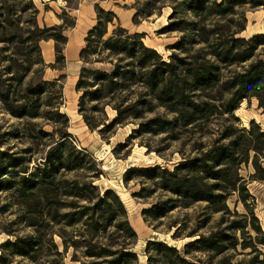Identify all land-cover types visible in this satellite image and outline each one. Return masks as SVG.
Returning a JSON list of instances; mask_svg holds the SVG:
<instances>
[{
	"label": "trees",
	"instance_id": "1",
	"mask_svg": "<svg viewBox=\"0 0 264 264\" xmlns=\"http://www.w3.org/2000/svg\"><path fill=\"white\" fill-rule=\"evenodd\" d=\"M30 1V9L37 13L33 0ZM167 1L147 0L143 9L136 10L134 21L149 19L160 10L158 5ZM179 2L195 20L188 22L180 19L166 27L169 32L189 34V39L182 36L179 42L172 45V49L188 51L187 47H194L195 44L205 47L194 51L192 56L173 53L169 61H165L156 49L145 46L144 34H132L119 26L110 35L109 25L118 18L112 10H105L96 4L97 24L88 32L80 60L84 64L110 63L113 69L90 70L83 67L79 73L75 88L81 94L79 114L90 131L98 130L105 137V134L112 133L126 121L135 120L140 123L132 133L133 137L139 133L157 135L172 131V138L177 140L179 130L189 132V129L207 126L214 116L233 115L246 100L256 98L264 112V60L260 57L264 56V34L246 39L239 37L246 30V25L234 31L229 28L227 31L223 26L224 21L236 15V6L248 4V0ZM263 5L262 0L256 4L257 7ZM0 8V31H5L9 17L5 16L2 5ZM176 14L177 9L173 7L172 16ZM73 26L64 23L41 29L37 23L34 24L29 30L30 37L23 44L33 42L31 49L37 51L40 58L32 63L31 57L27 63L64 71V48L68 43L65 31ZM50 40L55 42L56 58L54 63L47 66L39 43ZM259 50L262 53L257 58ZM93 56L95 58L92 60ZM3 62L4 58L1 59ZM246 63L249 64L241 66L239 72L231 71L224 80L217 91L219 99L206 95L218 89L224 67ZM59 64L63 65L59 67ZM65 79L64 74L50 81L41 79L26 85L21 79L18 87L13 88L6 86L0 78V99L9 113L19 120L42 119L53 126L50 133L43 128L38 131L49 142L44 151L45 162L34 172H30L25 157L0 151V191L17 189L23 198L44 197V193L45 199L52 205L47 212L50 224L69 228L82 226L74 238L59 234L65 250L72 247L87 257L89 261L82 264H139V256L134 250L139 236L128 219L121 197L114 190L102 194L92 180L65 177V173L82 171L87 165L93 169L95 178L102 174L93 155L86 149H80L69 132L70 118L62 112ZM134 88L140 91L135 93ZM225 99V103L221 102ZM88 102L94 104L91 112L102 115L101 120L88 115ZM153 102L173 114V119H145V115L154 110ZM109 107L116 113L110 120L107 119ZM33 133V129L28 130L30 138H35ZM252 155L254 167L263 171L264 130L254 121L248 130H238L233 125L226 127L207 150L197 157L185 158L172 170L156 165L132 168L126 172V180L132 173H144L149 179L156 180L162 190L177 197L174 208L180 206V201L186 205L203 201L216 206L215 212L229 215L232 212L228 208V198L238 194L239 202L244 204L246 210L243 215L234 211L232 217L236 218L224 230L199 238L191 235L195 239L186 243L183 252L165 242L149 241L146 246L148 264H215L213 261L222 256L216 264H264V231L255 216V199L249 194L238 172L242 165L250 163ZM52 189L54 192H51ZM69 198L76 200L69 203L64 201ZM148 212L151 211H144V214ZM39 232L37 229V236L17 238L12 243L3 244L2 248H9L26 258H36L31 253L40 250L38 247L43 235L39 236ZM53 232L44 236L50 238L47 239L54 248V257L61 256L54 243ZM239 248L241 253L238 252ZM230 251L246 257L244 262L235 263L231 257L228 258L226 255ZM197 253H208L210 260L205 262L191 256ZM0 262L5 264L7 261L0 255Z\"/></svg>",
	"mask_w": 264,
	"mask_h": 264
},
{
	"label": "rangeland",
	"instance_id": "2",
	"mask_svg": "<svg viewBox=\"0 0 264 264\" xmlns=\"http://www.w3.org/2000/svg\"><path fill=\"white\" fill-rule=\"evenodd\" d=\"M83 1L90 4L97 2L103 9L113 10L117 14L120 20L118 19L114 24L109 25L108 33L110 35L119 26L127 28L128 32L135 34L136 27L145 36L143 41L145 46L156 49L165 61H169V57L173 53L192 56L194 51H198L205 46L195 44L194 47H187L188 51L172 49V45L179 42L182 36L188 38L189 34L182 31L169 32L166 27L171 23L178 22L180 19L188 22L195 20L180 6V0H169L163 5H158L161 11H154L155 14L149 19H140L137 22L134 21L132 14H135L137 9H143L147 0H33L37 13L30 9V0H0V5L5 8V16L9 17L8 29L0 31L1 80L6 86L10 85L17 88L21 79L25 81L26 85L31 82L36 83L41 79L50 81L55 77L66 75L62 112L67 113L70 118L69 132L80 149H86L93 155V159L98 164V169L102 174L95 178L94 172H92L93 169L90 168V165H87L82 171L65 173V177L66 179L92 180L102 194L114 190L121 197L124 207L127 209L128 219L139 236L134 248L139 256V264H148L146 246L149 241L165 242L183 252L186 243L195 239V237H190L191 235L199 238L201 235H210L217 230H224L229 226L230 221L236 218L232 217L234 211H238L239 215H243L246 210L244 204L239 202L238 194L231 195L228 198V208L232 212L229 215L224 214V212H215L216 206H210V204L203 201L190 205L180 201L178 203L180 206L174 208L177 197L162 190L156 180L149 179L144 173H132L126 180V172L132 168H151L156 165L172 170L178 164L184 162L185 158L197 157L207 150L213 140L218 138L230 125L238 130H248L251 122L254 121L264 130V112L259 108V101L256 98L250 101L246 100L240 104L233 115L214 116L207 126L198 127L195 130L189 129V132L184 129L179 130L177 140L172 138L174 136L172 131L157 135L139 133L133 137L132 133L138 129L140 123V121L135 120L126 121L124 125L117 127L113 131L114 133L105 134V137L98 130L95 132L90 131L83 117L79 114L81 94L76 92V84L72 83V74L75 73L72 68L82 66L81 69L86 67L90 70L111 71L113 66L110 63L84 64L78 59L74 66L71 65L69 69L60 73L46 68L45 65L34 66L27 63V60L31 57L32 63H35L40 58V54L31 49L33 42L23 44V41H27L30 37L29 30L36 23L41 29L63 25L64 23H67L68 26L74 25L69 27L68 31L75 29L77 24L75 16L78 14L76 12L83 5ZM221 1L219 0V2ZM259 1L248 0V4L236 6V15L223 22L224 29L229 31L227 29L229 28L234 31L241 25H246V30L239 34V37L246 39L252 38L257 32L264 31V5L257 7L256 4ZM262 1L264 2V0ZM173 7L177 9L178 13L174 16H172ZM39 45L43 51L44 62H47L49 60L48 48L50 49V47L46 46L44 41H41ZM260 53H262L261 50L257 52V58ZM260 57L264 60L263 55ZM2 58H4L3 63H1ZM94 58L95 56L92 60ZM47 63L45 64L50 66ZM248 64L224 67L218 89L206 95L219 99L217 91L221 89L224 80L230 76V72H239L242 70L241 66ZM62 65L59 64L58 66ZM25 73H27V76H25ZM133 90L135 93L140 91L137 88ZM225 101L226 99L221 102L225 103ZM153 104V112L146 114L145 119H153L154 117L173 119V114L168 110L160 107L156 102H153ZM93 105L88 102V115L93 119L101 120L102 115L90 111L94 107ZM115 116L116 113L109 107L107 109V119L110 120ZM0 125V151L25 157L30 172H34L44 164V151L49 139L41 137L38 131L43 128L50 133L53 126L48 125L42 119L30 121L15 118L5 109L1 99ZM29 129L34 130L33 135L35 138L28 136ZM252 158L253 155L250 163L242 165L238 172L243 177L249 194L255 199V216L259 219L261 228L264 231V157L261 158L263 171L254 167ZM16 190L0 191V255L6 259L5 264H82L89 261L81 251H76L72 247L65 250L63 239L59 236V234H64L68 238H74L82 229V226L69 228L50 224L47 212L49 208L52 209V205H49L44 193H42L44 197L23 198ZM51 192H54V190L52 189ZM141 193L142 195L139 196L138 194ZM74 200L76 199L69 198L64 201L69 203ZM144 211L151 212L144 214ZM37 229L40 231L39 236H43L38 247L40 248L39 252L37 250L31 253L36 258H26L15 254L9 248H2L3 244L12 243L17 238L26 239L37 236ZM52 231L55 233L53 236L54 243L58 246L59 252L62 253L61 256L54 257V248L51 247V243L47 239L49 237L44 236V234ZM238 252L241 253V248ZM191 256L203 259L205 262L210 260L208 253H197ZM226 256L231 257L235 263H243L246 258L243 255H238L235 251H230ZM223 257H217L213 262L216 264ZM0 264L2 263L0 262Z\"/></svg>",
	"mask_w": 264,
	"mask_h": 264
},
{
	"label": "crops",
	"instance_id": "3",
	"mask_svg": "<svg viewBox=\"0 0 264 264\" xmlns=\"http://www.w3.org/2000/svg\"><path fill=\"white\" fill-rule=\"evenodd\" d=\"M96 4H97V2H93L90 4V3H86L83 1V5L81 4L82 6H80V8H78L77 12H76L78 14H77V16H75V20L77 22L75 29L70 30V31H68V30L65 31V35H67V37H68V43L66 44V46L64 48L65 49L64 55L66 58V68L64 69V71L69 69V67L71 65L74 66L75 62H77L78 59H80V53H81L82 49L84 48V46L86 45V38L88 36V32L90 30H92V28L97 24ZM132 15L134 16L135 14L133 13ZM116 16H117V14H116ZM118 19L120 20V18H118ZM135 29L136 30H134V33H136V32L142 33V31H138V29L136 27H135ZM256 34H264V31L257 32ZM52 43H53V45H52ZM44 44L46 46L50 47V49L48 48L49 60L47 59L48 63L47 62H45V63L52 64V63H54L55 58H56V52L54 50V41L50 40L49 42H44ZM44 52H46V51L44 50ZM81 67L82 66L72 68V70L75 72L72 74V78L75 80V84H77V82L79 81L78 76H79V71H80ZM55 71H58V70H55ZM64 71H59V72L61 73Z\"/></svg>",
	"mask_w": 264,
	"mask_h": 264
},
{
	"label": "bare ground",
	"instance_id": "4",
	"mask_svg": "<svg viewBox=\"0 0 264 264\" xmlns=\"http://www.w3.org/2000/svg\"><path fill=\"white\" fill-rule=\"evenodd\" d=\"M72 83L75 84V80L74 79L72 80Z\"/></svg>",
	"mask_w": 264,
	"mask_h": 264
}]
</instances>
